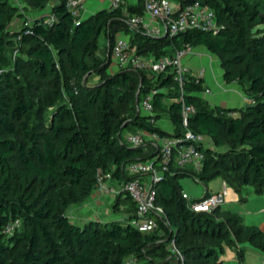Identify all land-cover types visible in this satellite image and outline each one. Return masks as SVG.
<instances>
[{
    "label": "trees",
    "instance_id": "trees-1",
    "mask_svg": "<svg viewBox=\"0 0 264 264\" xmlns=\"http://www.w3.org/2000/svg\"><path fill=\"white\" fill-rule=\"evenodd\" d=\"M18 1L20 8L0 0V264H219L224 246L241 263L248 248L264 250V230L220 206L190 210L178 182L189 175L207 184L219 176L241 201L247 186L264 195V0H199L215 12L218 32L186 30L171 37L128 24L124 12L140 13L139 3L75 17L66 0ZM17 14L22 24L9 29ZM120 32L142 55L206 47L218 58L224 81L248 95L249 106L212 105L201 83L188 82L182 97L195 111L183 126L170 75L152 80L131 67L107 72L110 59L99 52L100 38L108 51ZM152 86L158 88L153 117H166L170 130L151 124L138 107ZM186 128L210 144L199 143L204 159L197 173L174 169L153 184L164 209L155 231L142 233L130 224L134 204L124 194L117 195L127 206L122 219H70L67 208L88 198L98 173H110L116 182L146 177L125 166L152 157L156 147L127 145L123 132L178 136ZM14 219L20 228L5 232ZM171 240L183 260L169 252Z\"/></svg>",
    "mask_w": 264,
    "mask_h": 264
},
{
    "label": "built area",
    "instance_id": "built-area-1",
    "mask_svg": "<svg viewBox=\"0 0 264 264\" xmlns=\"http://www.w3.org/2000/svg\"><path fill=\"white\" fill-rule=\"evenodd\" d=\"M84 0H66V7L75 17H79ZM126 0H107L109 9L121 6ZM142 5V12L128 14L124 12L127 22L131 27L142 28L145 33L155 36L166 35L171 37L186 30H203L216 33L219 25L215 12L199 0H190L177 6L171 0H136ZM48 17L47 20H50ZM129 37L125 33H118L109 48L110 64L118 68H136L143 71L152 80L159 74H168L177 87L180 94L182 125L187 126L188 116L195 111L191 103H185L182 97L184 86L188 82L201 83L203 68H190L184 61V57L190 54L192 46L185 45L177 48L171 54H162L158 57L153 55H142L135 52L134 47L129 45ZM203 86L202 95L209 94L210 88ZM152 86L143 93L138 103L142 113L148 116V121L158 125V119L153 117L154 104L153 95L157 91ZM121 141L130 146L151 144L156 147L152 157L144 160L131 161L126 164L125 170L130 174H146L145 179L138 177L116 182L110 173H98L96 190L110 191L115 195H127L134 204V214L130 224L140 232H152L158 228V218L164 216V209L156 202V184L166 173L171 170H189L197 173L203 164L204 151L199 146L202 135L186 128L178 135L160 134L157 130L139 129L136 131H125ZM106 180H112L114 186H107ZM227 183L222 180V186L216 191L202 194L198 198H191L185 192H181L185 198L186 206L194 211H210L221 206L226 196ZM18 225L19 219L8 221L4 230L13 232ZM168 250L183 260V255L174 240L168 244Z\"/></svg>",
    "mask_w": 264,
    "mask_h": 264
},
{
    "label": "crops",
    "instance_id": "crops-1",
    "mask_svg": "<svg viewBox=\"0 0 264 264\" xmlns=\"http://www.w3.org/2000/svg\"><path fill=\"white\" fill-rule=\"evenodd\" d=\"M175 3L174 0H171ZM141 5L139 1L136 0H126L122 5L126 6H137ZM100 8H108L107 0H84L82 6L81 16H87L95 13ZM142 10V5H141ZM142 12V11H141ZM140 12V13H141ZM138 13V12H137ZM124 33V32H120ZM125 35H127L125 33ZM128 36V35H127ZM187 65L194 68H203L202 84L210 88L211 92L209 94L203 95L212 105H221L231 108H241L250 99L248 95L241 89V87L236 82H225L222 75L223 71L220 67L218 58L211 53L206 47L202 45L192 46V51L187 54L184 58ZM238 112L234 111L233 114L236 115ZM158 125L164 130L171 129V123L166 117H161L158 119ZM147 180V177L144 178ZM223 180V179H222ZM182 188V183L179 182ZM185 192L191 198H198L204 191L213 192L219 188L210 189L207 185L204 186L203 193L196 197L197 190L194 186H191L188 181L184 183ZM222 186V185H221ZM221 188V187H220ZM226 195H229L226 189ZM242 195L245 197L244 201H240L241 204L246 205L248 199L260 197L262 205L256 211H248L245 214H237L242 218V221L246 225H255L260 230H264V195H256L252 192L250 187H244L242 189ZM235 197L236 195L233 194ZM234 202V199L226 200L220 206L223 211H230V204ZM236 214V213H235ZM220 263L219 264H264V250L257 249L254 247L248 248L245 252L243 260L241 263L238 262L235 252L227 246H224L223 251L219 254Z\"/></svg>",
    "mask_w": 264,
    "mask_h": 264
},
{
    "label": "rangeland",
    "instance_id": "rangeland-1",
    "mask_svg": "<svg viewBox=\"0 0 264 264\" xmlns=\"http://www.w3.org/2000/svg\"><path fill=\"white\" fill-rule=\"evenodd\" d=\"M8 2L15 4L20 8L21 3L18 0H8ZM83 9L80 10V15L82 14ZM34 14L31 10L25 12V16H27L29 19ZM23 22V17L20 15H15L12 19V21L8 24L9 29H15L19 27ZM264 26V25H262ZM100 54H107V46L105 42L103 41V38H100ZM116 70L115 65L110 64V66L107 69V72L111 73ZM96 80L95 77H92V79L89 80L90 83L94 82ZM142 112V110L140 109ZM203 145L210 144V141L205 137L202 136V142ZM148 180V179H147ZM146 180V181H147ZM188 181L191 186H194L197 190L196 197L203 193L204 186L207 185L210 189L220 188L222 185V178L217 176L212 179H210L207 184H205L203 181H200L196 179V177L193 176H183L178 179V182L182 183V188L185 189L184 183ZM105 183L107 186H114V182L112 180H106ZM226 189L229 192V195L225 196L224 201L234 199V202L230 204V211L236 213V214H245L248 211H256L260 208L262 205V201L260 197L256 198H250L248 199V202L246 205L241 204L239 201L240 193L234 190L233 187H231L229 184H227ZM233 194L236 196L234 197ZM127 208L126 205L122 203L121 200L117 198V195L111 193L110 191H99L94 189L92 193L81 203H76L70 205L66 212L70 219L78 224H82L85 221L89 219H101V220H107L110 218H117L122 219L124 218L126 212L125 209ZM17 228H20V225H18Z\"/></svg>",
    "mask_w": 264,
    "mask_h": 264
},
{
    "label": "water",
    "instance_id": "water-1",
    "mask_svg": "<svg viewBox=\"0 0 264 264\" xmlns=\"http://www.w3.org/2000/svg\"><path fill=\"white\" fill-rule=\"evenodd\" d=\"M166 31L164 32V35H166ZM107 56H109V50L107 51V54H106ZM249 106V103H246L245 105H244V107L245 108H247ZM227 108H231V107H227Z\"/></svg>",
    "mask_w": 264,
    "mask_h": 264
}]
</instances>
